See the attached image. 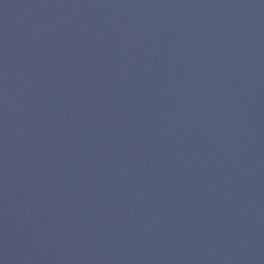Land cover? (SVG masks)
<instances>
[{"label": "water", "instance_id": "1", "mask_svg": "<svg viewBox=\"0 0 264 264\" xmlns=\"http://www.w3.org/2000/svg\"><path fill=\"white\" fill-rule=\"evenodd\" d=\"M0 264H264V0H0Z\"/></svg>", "mask_w": 264, "mask_h": 264}]
</instances>
